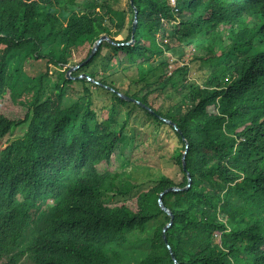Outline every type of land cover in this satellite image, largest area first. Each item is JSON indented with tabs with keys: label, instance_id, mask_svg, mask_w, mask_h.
<instances>
[{
	"label": "trees",
	"instance_id": "obj_1",
	"mask_svg": "<svg viewBox=\"0 0 264 264\" xmlns=\"http://www.w3.org/2000/svg\"><path fill=\"white\" fill-rule=\"evenodd\" d=\"M160 198L179 264H264V0H0V264H175Z\"/></svg>",
	"mask_w": 264,
	"mask_h": 264
},
{
	"label": "rangeland",
	"instance_id": "obj_2",
	"mask_svg": "<svg viewBox=\"0 0 264 264\" xmlns=\"http://www.w3.org/2000/svg\"><path fill=\"white\" fill-rule=\"evenodd\" d=\"M123 4L126 6L127 5V0H123ZM66 16H68V14H66ZM67 19V18H66ZM128 24L131 23V15H128L126 17ZM99 99L102 100H106L105 97H99ZM99 103V102H98ZM148 121V119L146 118L144 120V123H146ZM137 128H141L144 131L148 132V133H152L155 129V125H148V124H141L139 125ZM135 136L139 138V140H144L146 139V137L150 136L142 131H139L136 129L135 131ZM151 137V136H150ZM152 138V137H151ZM154 139V138H153ZM151 139V140H153ZM155 146V147H154ZM153 146V148L151 149V151L149 153V158H150V162H147L146 160H143L142 162L145 163L147 165V170H145V172L143 173V177H147V178H155L159 175H163V173H165V175H168L170 177H173L174 175V170L175 168L173 166H171L170 164L166 163V161H163V163L161 162V160L159 159L162 153H167L165 152L167 147L162 149L161 147H159L157 144H155ZM160 150V151H159ZM141 173H134L133 178L134 179H138L141 178ZM151 184H148L144 187V189L151 187ZM153 224H151L152 226ZM139 235H141L142 237L146 238L147 234L146 233H142V232H138ZM144 247V241L143 240H134L130 245H128L126 248L127 249H139V248H143Z\"/></svg>",
	"mask_w": 264,
	"mask_h": 264
},
{
	"label": "water",
	"instance_id": "obj_3",
	"mask_svg": "<svg viewBox=\"0 0 264 264\" xmlns=\"http://www.w3.org/2000/svg\"><path fill=\"white\" fill-rule=\"evenodd\" d=\"M131 4H133V0H131ZM134 19H135V20H134V24H133V31L136 29V26H137L136 12H135V18H134ZM105 40L110 41V42H113V43H116L113 39L110 38L109 35L104 34V35H103V36L97 41V43L94 45V47H93V49H92V52H91V54H90V56L88 57L87 60L91 59V58L95 55V53H96V52L98 51V49H99V46H100ZM133 41H134V37H132L131 41L127 42L126 44L132 43ZM117 44H124V43H117ZM82 64H83V63H82ZM82 64L77 65V66H72V67H70L69 70L67 71V76H68L69 78H73V77L70 75V73H71L73 70H77L78 68H80ZM84 76H88L89 78H91L89 75H86V74H82V75L78 76V78H83ZM118 96H119L120 98H122L123 100L127 101V102H134V103H137V104L141 105V106L144 107V108H147V106H146L145 104H143V103H141V102H138V101H136L135 99H133V98H131V97H128V96H126V95H124V94L118 93ZM166 122L169 123L170 125L174 126V127H177V125H176L175 123H173L172 121H170V120H166ZM187 145H188V144H187ZM187 149H188V146L186 147V152L184 153V155H183V157H182V163H183V168H184V170H186V160H185V157H186V154H187ZM187 177H188V181H189L188 186H186L185 188H182V189L177 188V187H173V188H171L169 191H171V190H172V191H182V190H187V189L190 187V183H191V176L189 175V173H188ZM164 194H165V193H164ZM164 194H162L161 197H163ZM160 205H161L162 209H164V210H165L168 214H170L171 217H172V220H171V221L165 226V228H164V239H165V241H167V243H168V245H169V247H170V250H171V252H172V255H173V259H174L175 264H179V263L177 262L175 256H174V254H173V248H172L171 245L169 244V240H168V236H167V230H168L169 227H171V226L173 225V222H174V213H173V211H172L169 207L166 206V204L164 203V201L162 200V198H160Z\"/></svg>",
	"mask_w": 264,
	"mask_h": 264
}]
</instances>
